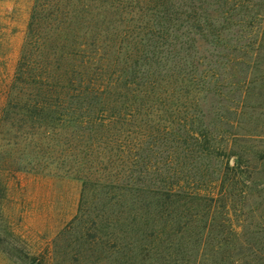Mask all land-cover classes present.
<instances>
[{"label": "trees", "instance_id": "obj_1", "mask_svg": "<svg viewBox=\"0 0 264 264\" xmlns=\"http://www.w3.org/2000/svg\"><path fill=\"white\" fill-rule=\"evenodd\" d=\"M263 58L264 0H35L0 161L107 190L116 264H264Z\"/></svg>", "mask_w": 264, "mask_h": 264}, {"label": "rangeland", "instance_id": "obj_2", "mask_svg": "<svg viewBox=\"0 0 264 264\" xmlns=\"http://www.w3.org/2000/svg\"><path fill=\"white\" fill-rule=\"evenodd\" d=\"M34 1L0 0V116L15 77ZM255 78V95L248 103L239 133L255 129L260 137L246 143L264 148V58ZM239 143L243 145L245 140ZM5 149L0 141V151L5 153ZM259 160L256 164L260 167L264 163L262 155ZM3 162L0 161V264H116L112 230L100 226L103 216L110 222L113 218L112 210L104 209L99 202L100 193L107 190L95 184L84 190L81 181L19 171L10 160ZM203 188L209 187L204 184ZM263 198L264 185L242 207V212L240 205L237 207L236 223L263 225ZM198 214L202 219L196 224L203 225L207 217L202 212Z\"/></svg>", "mask_w": 264, "mask_h": 264}]
</instances>
